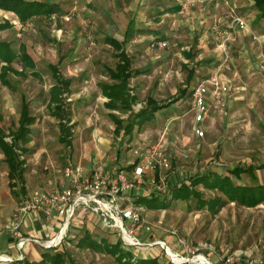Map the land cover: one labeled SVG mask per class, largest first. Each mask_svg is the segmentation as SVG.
Returning a JSON list of instances; mask_svg holds the SVG:
<instances>
[{"label":"rangeland","instance_id":"rangeland-1","mask_svg":"<svg viewBox=\"0 0 264 264\" xmlns=\"http://www.w3.org/2000/svg\"><path fill=\"white\" fill-rule=\"evenodd\" d=\"M42 1L58 4L63 17L33 19L21 25L15 15L0 11V22L12 25L0 32V41L15 49L25 46L41 76L36 80L9 75L12 90L0 85V127L6 134L17 126L21 97L36 118L27 145L30 154L26 156L24 193L16 187L17 196L11 194L8 169L0 153V233L33 190L61 192L67 188L62 176L67 163L81 164L86 170L104 168L112 179L120 167L136 188L139 183L131 177L132 169L126 168L141 164L152 147H159L169 165L156 169L154 182L155 173L145 171L146 179L139 188L146 192L168 194L171 187L196 175L215 172L225 176L238 167H253L254 173L232 177L235 184L264 187V168L259 167L264 166V71L254 67L260 61L256 58L259 48L256 54L248 43L243 50L229 48L222 74L232 80L234 97L225 109H211L198 127L202 137L197 136L189 113L190 91L220 63L211 25L223 18L226 2L230 7L254 0H203L201 8L194 0V7L176 14L162 12L183 0ZM130 20L137 31L124 48L131 68L144 72L128 82L130 94L136 96L131 113L145 108L148 98L163 109L140 131L135 128L128 140L113 132L98 85L107 82L106 68L114 69L117 63L115 51L103 41L111 37L122 42ZM159 42L166 46L159 48ZM48 65H56L60 75L71 81L66 100L70 120L64 122L71 136L69 145L60 141L63 135L58 120L46 108L47 93L54 83ZM13 67L21 70L19 64ZM5 140L9 142V138ZM200 191L205 198L220 196ZM123 197L124 207L134 204L129 192ZM142 218V225L150 231L140 228L136 236L152 245L131 249L135 257L156 256L159 264H223L227 258L231 264L264 262V205L248 209L231 203L213 215L206 210L188 212L186 204L178 201L165 211H146ZM87 226L108 243L120 240L115 228L106 229L89 210L82 213L77 209L61 243L68 258L75 264H117L108 255L76 247L75 236ZM157 241L162 245L153 244Z\"/></svg>","mask_w":264,"mask_h":264},{"label":"trees","instance_id":"trees-1","mask_svg":"<svg viewBox=\"0 0 264 264\" xmlns=\"http://www.w3.org/2000/svg\"><path fill=\"white\" fill-rule=\"evenodd\" d=\"M253 6L256 11L257 20L264 19V0H254ZM0 10L13 13L21 25H25L33 19L50 18L55 15L63 17L64 15V12L58 4L42 0H0ZM180 11V5L175 4V6L163 10L162 14H176ZM11 27L12 25L7 21L0 22V32ZM136 31L134 29V21L130 20L122 42L111 37H105L103 42L115 51L117 63L114 69L106 68V77L110 82H101L98 85L101 95L108 99V102L104 104L105 108L121 114L129 112L125 120L120 119L115 114L109 115L115 126L114 133L119 135L122 131L123 136L127 137L128 140L132 138L135 128L137 131H140L144 125L154 120L158 111L163 109V106L158 105L154 99L148 98L145 108L135 114L131 113L132 105L136 103V96L130 94L128 82L131 78L141 75L144 72L143 70H134L131 68V60L124 46ZM14 64H19L21 70H16L13 67ZM183 68H186V66H182ZM48 70L54 83L47 93L46 108L50 116L58 120L63 135L60 141L69 145L71 136L69 131L66 130L64 122L70 120L66 108V100L67 96L71 93V81L60 75L56 65H48ZM9 75L21 78L32 77L36 80H41L40 74L36 71L35 62L27 53L25 46L21 45L18 49H15L10 43L0 41V85L12 90L8 80ZM184 91L181 95L185 94ZM20 100L16 128L6 134L0 127V153L8 169V186L11 194L14 196H17V192L13 190L16 187H19L22 193L25 192L26 156L30 154L27 145L31 141V127L36 123V118L30 113L29 105L24 97H21ZM1 120L2 117L0 115V122ZM6 138H9V142L5 140ZM134 165L135 163L129 166L127 170L133 169ZM259 167L261 169L264 168L263 165ZM243 173L253 174V167L244 169L239 167L234 168L225 176L215 172H206L171 187L168 194L154 191L149 195L133 196V203L134 205L142 206L146 211H165L172 206L173 202L180 201L186 204L188 212L206 210L213 215L231 203L248 209L264 205L263 186H242L233 182L232 177L238 178ZM155 175V180H157L156 172ZM200 189L216 192L220 196L205 198ZM75 239L78 249H89L108 255L114 258L117 264H159L156 256L135 257L132 250L123 246L121 240L115 243H108L106 239L102 237L98 238L88 229L81 231L80 234L75 236ZM66 253L62 246L50 249L43 248L38 261H30L23 257L20 260L9 263L0 262V264H75L68 258Z\"/></svg>","mask_w":264,"mask_h":264},{"label":"built area","instance_id":"built-area-1","mask_svg":"<svg viewBox=\"0 0 264 264\" xmlns=\"http://www.w3.org/2000/svg\"><path fill=\"white\" fill-rule=\"evenodd\" d=\"M193 1L178 2L181 11L194 7ZM198 2L204 1L198 0ZM225 5H227V9L223 12V18L216 19L210 27L217 41L216 51L221 55L220 63L214 72L202 78L193 87L190 94L189 113L192 114L197 126L198 137L203 136L202 130H199L198 127L202 126L208 118L211 109L221 110L226 107L230 89L222 79V70L229 59V48L237 43L241 32L248 31L251 40L258 45L260 50L258 68L264 71V36L260 37L251 30L247 19L237 13L235 5L229 7L228 2ZM165 46V42L158 43L159 48ZM168 165V159L159 147H152L146 151L142 163L135 171L134 179L140 184L143 169L155 173L156 169L166 168ZM113 175L112 179L106 172L98 171L86 180L80 166L67 165L62 172L67 188L61 192L33 190L27 200L16 209L5 230L18 240L19 251L28 243L39 245L44 249L57 248L61 246L75 211L81 209L83 213L89 210L96 215L104 228H115L123 246L127 249L151 246L152 244L141 242L136 236V231L140 228L146 232L150 231L148 226L142 225V215L146 210L139 205L128 204L125 207L122 205L123 193L135 189V185L129 181L123 171H117ZM151 181L154 182V178ZM29 214L37 215L45 223H50L54 217H59L62 221L58 231L49 239L41 241L25 238L20 227L22 219ZM153 244L161 243L157 241ZM22 258L21 252L16 258L0 254V262L9 263ZM223 264H231V259L227 258ZM250 264H264V262H250Z\"/></svg>","mask_w":264,"mask_h":264},{"label":"crops","instance_id":"crops-1","mask_svg":"<svg viewBox=\"0 0 264 264\" xmlns=\"http://www.w3.org/2000/svg\"><path fill=\"white\" fill-rule=\"evenodd\" d=\"M204 3L205 2H202L200 4H197V7H199V8L203 7L204 6ZM253 4H254V2L253 1H250L249 4H245V5H242V6H236V8L237 7H241V8H237V13L240 14V15H242V16H244L247 19V21H248V23L250 25V28H251V30L254 33H256L260 37H263L264 36V33L261 30H264V29H262L263 26H261L260 24H263L264 19L257 20V18H256V11L254 10ZM2 12H4V11H2ZM4 13H9V12H4ZM9 14H13V13H9ZM256 21H258V22H256ZM212 34L213 33L211 32V35ZM214 39H215V46H216V42L217 41H216V38H214ZM245 43H248L254 49L255 54L257 53V49H258L257 46L258 45L253 40H251L248 31L241 32L240 35H239V38H238L237 43L234 44V45H232V46L233 47H235V46L236 47H241V49L243 50L246 47L245 46ZM256 58L259 61L258 55H256ZM258 64H259V62L258 63L256 62L254 64L255 69L258 68ZM222 79H224V82L229 86V89H231V86H232V83H233L232 80L229 79L225 74L222 75ZM107 82H110L108 78H107ZM229 91H230V94H229V98H228L226 107L229 104V102L232 100V98L234 97L233 96L234 94H232V90H229ZM100 95H101V93H100ZM102 98H104V97L102 96ZM104 99L106 100V102H108V99H106V98H104ZM132 107H133V105H132ZM107 110H108V114L107 115H108V118H109L110 121H111V119L109 117L110 114H115V115L119 116L120 119H123V120L127 119L128 115H129V112L126 113V114H121V113H119L117 111H111L109 109H107ZM221 110H223V109H221ZM124 115H126V118H122ZM190 115L192 116V114H190ZM112 124H113V122H112ZM113 126H114V124H113ZM114 128H115V126H114ZM113 132H114V130H113ZM122 135H123V132L121 131L120 134L119 135H116V136L122 137ZM67 165L75 166L73 164H70V162L67 163ZM139 165H137V166L134 165V168L131 170V173L130 174H131V177L133 179H134L135 171H136V169H137V167ZM77 166H80L83 169V176H84V178L86 180L88 178H90L95 172H98V171L106 172L104 168H96V169H93V170H86L85 168L82 167L81 164H78ZM118 171H123L128 176V174L122 168L119 167ZM145 171H147V170L146 169H143L141 181L143 179L145 181V179H146L145 174H147V173ZM153 175H154V173H153ZM154 180H155V178H154ZM147 181L149 182L148 179H147ZM140 186H141L140 184H137L136 188L135 189H132L129 192V196L133 197V196H136V195H149L150 193H153L154 192V191L146 192L143 188H139ZM12 216L13 215H11V217H9V219L7 220V223L5 224V229L8 226L9 222L11 221ZM61 221H62L61 218L54 217L50 223H45L37 215H35V214H29V215L25 216L22 219V223H21L20 230L23 233V235H24L25 238H33V239H37V240L43 241V240H46L48 238H51L58 231V228L60 227ZM87 229L90 230L89 229V226H87ZM70 238L71 237L68 236L66 239L67 240H70ZM17 243H18V240L16 238H14L11 234H9L6 230L3 231V232H1L0 233V254H5V255L11 256L13 258H16L18 256V254L21 252L22 256L25 257V258H27L30 261H38L40 259V253L41 252H40L39 249H42V248H40L39 245H36V244H33V243H28V244H25L24 245V247H23V249L21 251H19V249L17 248Z\"/></svg>","mask_w":264,"mask_h":264}]
</instances>
